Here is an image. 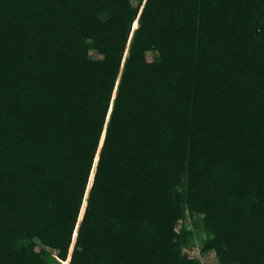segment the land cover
Masks as SVG:
<instances>
[{
    "label": "trees",
    "instance_id": "trees-1",
    "mask_svg": "<svg viewBox=\"0 0 264 264\" xmlns=\"http://www.w3.org/2000/svg\"><path fill=\"white\" fill-rule=\"evenodd\" d=\"M187 216L264 264V0H0V264H200Z\"/></svg>",
    "mask_w": 264,
    "mask_h": 264
},
{
    "label": "rangeland",
    "instance_id": "rangeland-1",
    "mask_svg": "<svg viewBox=\"0 0 264 264\" xmlns=\"http://www.w3.org/2000/svg\"><path fill=\"white\" fill-rule=\"evenodd\" d=\"M152 54L149 53L148 57L151 58ZM192 219L186 217L184 221H178L176 229L180 230L182 227L193 229V235H190L187 239V243L183 246V252L188 258L199 261L200 264H218L217 256L213 249L203 250V241L206 238L205 233L200 229H195L192 226Z\"/></svg>",
    "mask_w": 264,
    "mask_h": 264
},
{
    "label": "water",
    "instance_id": "water-1",
    "mask_svg": "<svg viewBox=\"0 0 264 264\" xmlns=\"http://www.w3.org/2000/svg\"><path fill=\"white\" fill-rule=\"evenodd\" d=\"M74 235H75V233H74ZM71 249H72V245H71L70 251H71ZM69 258H70V256H68V260H69Z\"/></svg>",
    "mask_w": 264,
    "mask_h": 264
}]
</instances>
